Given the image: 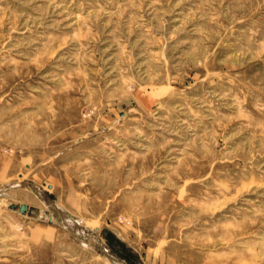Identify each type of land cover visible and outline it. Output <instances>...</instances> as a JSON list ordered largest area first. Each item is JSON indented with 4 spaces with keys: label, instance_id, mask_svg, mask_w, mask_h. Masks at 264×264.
<instances>
[{
    "label": "rangeland",
    "instance_id": "rangeland-1",
    "mask_svg": "<svg viewBox=\"0 0 264 264\" xmlns=\"http://www.w3.org/2000/svg\"><path fill=\"white\" fill-rule=\"evenodd\" d=\"M0 264H264V0H0Z\"/></svg>",
    "mask_w": 264,
    "mask_h": 264
},
{
    "label": "water",
    "instance_id": "water-1",
    "mask_svg": "<svg viewBox=\"0 0 264 264\" xmlns=\"http://www.w3.org/2000/svg\"><path fill=\"white\" fill-rule=\"evenodd\" d=\"M16 207H18L20 213H26L30 210L28 204L26 203H22L19 206H17L16 204H11V208H16Z\"/></svg>",
    "mask_w": 264,
    "mask_h": 264
},
{
    "label": "crops",
    "instance_id": "crops-1",
    "mask_svg": "<svg viewBox=\"0 0 264 264\" xmlns=\"http://www.w3.org/2000/svg\"><path fill=\"white\" fill-rule=\"evenodd\" d=\"M51 186L53 187V185H50V188H51ZM27 204V203H26ZM29 208H30V210L28 211V212H31V213H35L36 212V207H30L29 206ZM49 220H50V222H55V220L53 219V217L52 218H49Z\"/></svg>",
    "mask_w": 264,
    "mask_h": 264
},
{
    "label": "bare ground",
    "instance_id": "bare-ground-1",
    "mask_svg": "<svg viewBox=\"0 0 264 264\" xmlns=\"http://www.w3.org/2000/svg\"><path fill=\"white\" fill-rule=\"evenodd\" d=\"M146 98V97H145ZM146 101V100H145ZM28 197V196H27ZM17 205V204H16ZM29 206V205H28ZM17 208V207H16ZM13 209H15V208H13Z\"/></svg>",
    "mask_w": 264,
    "mask_h": 264
}]
</instances>
